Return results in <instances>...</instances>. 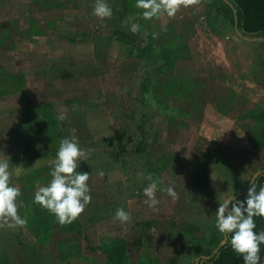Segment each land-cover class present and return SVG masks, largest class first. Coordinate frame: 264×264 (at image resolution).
<instances>
[{
    "label": "rangeland",
    "instance_id": "rangeland-1",
    "mask_svg": "<svg viewBox=\"0 0 264 264\" xmlns=\"http://www.w3.org/2000/svg\"><path fill=\"white\" fill-rule=\"evenodd\" d=\"M108 3L113 16L100 21L95 0H0V158L13 170L24 204L18 214L27 219L24 227L0 221L3 264H113L100 248L117 238L127 241L133 264H158L196 245L210 252L213 239L225 238L215 227L219 202L247 195L264 174V149L254 148L264 129L255 121L264 115V34L246 36L219 15L233 11L228 0H195L153 20L139 15L136 0ZM138 18L145 26L136 41L154 37L150 60L174 49L172 68L134 61L111 41L116 28L130 29ZM21 126L20 156H38L28 163L16 155ZM118 131L127 133L124 158ZM72 136L85 153L77 170L89 173L92 199L78 219L60 225L34 193L50 182L48 162ZM152 170L160 188L178 194L173 200L158 191L157 210L143 194ZM117 208L131 220H115Z\"/></svg>",
    "mask_w": 264,
    "mask_h": 264
},
{
    "label": "clouds",
    "instance_id": "clouds-1",
    "mask_svg": "<svg viewBox=\"0 0 264 264\" xmlns=\"http://www.w3.org/2000/svg\"><path fill=\"white\" fill-rule=\"evenodd\" d=\"M194 2L195 0H136L135 6L141 10L139 15L143 19L153 20L163 15L174 17L182 6L188 7ZM92 15L100 21L110 19L113 9L108 0H95ZM139 28L140 25L133 22L130 31L136 34ZM58 119L62 121L65 117L60 114ZM84 155V150L75 136L63 138L56 156L48 162L50 182L44 186L38 184L34 193L33 202L54 215L60 225L73 223L91 202V188L88 183L90 175L77 170ZM13 174L7 157L0 158V221L9 227H24L27 219L18 214V208L24 207V204L18 200L21 191L12 180ZM146 179L149 183L143 189V194L149 208L157 210L160 204L158 191L173 200L178 198L173 186L160 188L152 175H148ZM214 214L216 229L226 238L231 236V248L243 258L244 264H260L264 230H255L254 218L264 217V185L257 189V185L251 183L243 200L237 199L235 194L223 199ZM114 219L127 223L131 220V215L124 208H117Z\"/></svg>",
    "mask_w": 264,
    "mask_h": 264
},
{
    "label": "trees",
    "instance_id": "trees-1",
    "mask_svg": "<svg viewBox=\"0 0 264 264\" xmlns=\"http://www.w3.org/2000/svg\"><path fill=\"white\" fill-rule=\"evenodd\" d=\"M228 2L232 5L233 11H225L224 9H220L218 11L219 15H222L225 20L234 23L237 21V27L240 32L245 34L246 36H255L264 34V0H228ZM135 10H138L135 8ZM234 12V14H233ZM118 16V15H117ZM120 16V15H119ZM122 20H125L124 16H120ZM140 25L138 34L144 31V22L139 19L136 22ZM131 27V26H130ZM114 38L117 42L122 44L123 49L127 50L129 58L134 61H145L148 65L157 64L158 62H163V66H167V68H172L176 61V51L174 49H170L168 46H165L161 49L160 54L157 58L150 60L147 56L149 52L153 51L154 45L156 41L152 35H149V38H146V44H139L136 41L135 34H133L130 29H127V26H121L119 29L114 31ZM145 84L143 89L145 93L149 91V85L151 81V77L149 72L147 71ZM28 110V109H27ZM35 110V109H33ZM32 109L28 111H33ZM38 111H34L35 113ZM33 114V115H35ZM257 123L264 124V115H260L259 118L255 119ZM23 125V124H22ZM20 132H23L22 126L21 131L18 129L15 132L16 144L20 143L17 139L20 137ZM141 137L138 143L137 154H145L147 153V145H146V135L144 134V130L140 128ZM127 133L118 131L116 133V146L119 151L120 158H124L127 155V147L124 144V140L126 138ZM21 145L25 146V143L21 141ZM256 150L264 149V129L262 132V138L258 140L257 144L254 145ZM47 155H51L49 152ZM149 156V155H148ZM38 157V156H35ZM35 157L25 158L23 160L24 163H28L33 160ZM260 171V170H259ZM158 170H152L153 178ZM254 184L257 185V189L259 186L264 185V174H260L254 180ZM247 195H244L240 198L243 200ZM256 223V231L264 230V217H256L254 218ZM75 228H72L73 231ZM231 236L229 235L227 238V242L224 246H222L219 251L209 260H201L199 264H244L243 258L235 253L231 248ZM212 242V241H211ZM221 239H213V247L210 252H202L206 256H212L213 250L221 244ZM101 250L109 253L111 257V261L113 264H133L130 260V256L128 253V244L127 241L121 238L114 239L110 243H106ZM261 262L260 264H264V245L261 246Z\"/></svg>",
    "mask_w": 264,
    "mask_h": 264
},
{
    "label": "crops",
    "instance_id": "crops-1",
    "mask_svg": "<svg viewBox=\"0 0 264 264\" xmlns=\"http://www.w3.org/2000/svg\"><path fill=\"white\" fill-rule=\"evenodd\" d=\"M119 29V28H116V30ZM111 41L114 43H119L115 40L114 38V35L112 34L111 36ZM142 90H143V83H142ZM96 121V120H94ZM92 121H89V123H91ZM90 125V124H89ZM10 142V140H9ZM11 143V142H10ZM9 143V144H10ZM16 149H19V152H17L16 155H18L17 157H19L20 155H23L24 154V146L21 145V143H17L16 144ZM22 151V152H21ZM143 155V154H141ZM21 157V156H20ZM22 161L25 159H23V157H21ZM122 165V164H121ZM251 187V186H250ZM242 197V196H241ZM240 198V197H239ZM166 227H169L168 230H170V233L174 234L173 230L175 231V228H173L172 226V223H170L168 226ZM214 230V229H213ZM165 234H167L168 232H163ZM168 233V234H170ZM199 237H197V242L199 243L200 241L202 242V240H198ZM228 238V237H227ZM227 238L225 237L224 239H222V242L221 244L216 247L214 250H213V255L212 256H206L204 254H201L200 251H199V246L196 245V248L195 250L192 249V247L190 248V250H188L187 252H189V254H184V255H181V256H178L176 258H169L167 256H162V258H165V260L163 259H160L159 260V263L158 264H199L201 260H209L211 259L218 251L219 249L224 246L227 242ZM200 239V238H199ZM2 258H0V264H3V262L1 261ZM169 260V261H168ZM156 262V260H154V263Z\"/></svg>",
    "mask_w": 264,
    "mask_h": 264
}]
</instances>
